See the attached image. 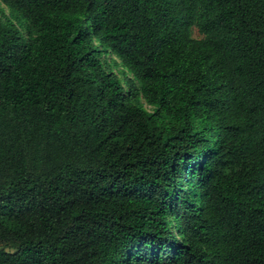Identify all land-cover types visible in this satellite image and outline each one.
I'll return each mask as SVG.
<instances>
[{
  "label": "trees",
  "instance_id": "trees-1",
  "mask_svg": "<svg viewBox=\"0 0 264 264\" xmlns=\"http://www.w3.org/2000/svg\"><path fill=\"white\" fill-rule=\"evenodd\" d=\"M0 4V264H264V0Z\"/></svg>",
  "mask_w": 264,
  "mask_h": 264
},
{
  "label": "rangeland",
  "instance_id": "rangeland-1",
  "mask_svg": "<svg viewBox=\"0 0 264 264\" xmlns=\"http://www.w3.org/2000/svg\"><path fill=\"white\" fill-rule=\"evenodd\" d=\"M0 8H2L4 10V12L6 14H8V10L5 7H3L1 4H0ZM191 34H192V38H194V39H201L202 38V35H200L195 28H192ZM108 59H110V57H108ZM111 59H114L117 63V66L113 67V71L118 73L120 79H122V70L125 71V73H126V70H124L120 67V62L117 59H115V58H111ZM127 75L129 77H131V75L129 73H127ZM147 109H150V108L147 107ZM0 248H1V245H0ZM6 251L12 252L13 249H7Z\"/></svg>",
  "mask_w": 264,
  "mask_h": 264
}]
</instances>
